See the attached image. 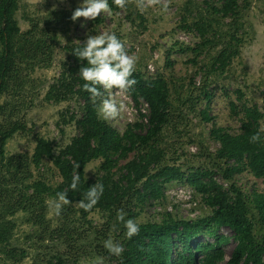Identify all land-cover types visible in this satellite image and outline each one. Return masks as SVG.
Listing matches in <instances>:
<instances>
[{
  "label": "rangeland",
  "instance_id": "obj_1",
  "mask_svg": "<svg viewBox=\"0 0 264 264\" xmlns=\"http://www.w3.org/2000/svg\"><path fill=\"white\" fill-rule=\"evenodd\" d=\"M238 1V14L223 17L215 12L220 0H167V12L162 4L141 11L135 0H128L124 9L109 4L112 14L102 13L100 23L71 20L83 0L19 1L14 21L20 32L13 38L11 66L0 95V128L3 132L17 129L0 159V264H118V256L104 247L108 239L125 246L126 229L117 220L118 211L138 225L162 223L168 213L194 221L212 215L205 196L188 182L190 174L198 171L208 173L204 182L213 180L228 191L234 185L259 214L255 201L264 196V178L254 175L247 159L241 164L219 158L222 144L216 138V134L240 135L246 108L260 111L264 129V0ZM104 31L114 32L129 55L139 58L135 70L145 80L167 79L168 120L152 144L160 151L158 166L180 168L185 178L162 185L158 200H141L133 191L113 212L96 210L84 217L78 202H73L55 216L49 203L57 199L63 178L49 159L34 162L37 140L48 141L59 155L79 135L73 118H81L83 102L73 96L56 103L48 99V93L72 63L69 48L82 44L86 34ZM230 44L233 55L228 66L217 69V56ZM108 95L104 93L105 98ZM112 95L126 109L106 122L121 135L132 127L146 133L148 105L143 100L137 104L129 90L113 89ZM144 152L140 148L129 160ZM103 163L101 158L88 166V180L96 183L104 176ZM125 164L121 162L120 167ZM120 167L113 169L114 182L124 175ZM230 169L228 181L224 173ZM136 189L144 194L142 183ZM184 190L187 198L194 191L191 203L179 197ZM255 224L260 237L261 222L257 219ZM207 230L194 239V247L215 243ZM217 236L229 240L219 247L225 258L217 263L226 264L236 247L235 236L226 227L219 228ZM205 256L204 252L198 255L200 260Z\"/></svg>",
  "mask_w": 264,
  "mask_h": 264
},
{
  "label": "trees",
  "instance_id": "obj_2",
  "mask_svg": "<svg viewBox=\"0 0 264 264\" xmlns=\"http://www.w3.org/2000/svg\"><path fill=\"white\" fill-rule=\"evenodd\" d=\"M19 1L0 0V45L2 48L0 95L11 66L13 38L20 32L19 26L14 21ZM108 2L112 8L115 7L112 0ZM220 2V8H215V12L220 16L230 17L238 14L240 10L238 0H220ZM96 22H101L99 17ZM77 47H83V43L69 48L72 63L65 69L66 72L56 84L51 86L48 99L56 103L68 101L73 96L81 99L83 102L80 107L81 118H73L79 135L57 156L48 141L38 138L34 162L39 164L43 159H49L63 178V184L58 192H67V198L71 203H76L84 199V194L95 184L86 177L88 166L93 161L104 159L102 169L105 174L96 182L103 185V194L89 212L80 209L84 217L96 210L113 212L132 196L133 191L140 195L141 200L146 197L160 199L162 185L185 178L180 168L158 166L160 151L152 144L168 120L169 83L167 79L160 76L156 80H145L140 72L136 70L133 72L131 78L136 80V84L129 90L130 95L137 104L143 100L148 105L150 110L148 129L146 133H137L132 127L121 135L98 117L99 99L94 105L90 94L83 89L85 82L79 75V69L81 66H87V61H81L72 54L73 49ZM231 48L230 44L219 53L214 67L224 70L228 66L230 57L233 55ZM69 77L70 81H68ZM205 118L208 119V117ZM261 118L262 114L257 108H246L240 135L216 134V138L222 144L218 157L235 160L241 164L247 159V167L257 178H264ZM142 127L140 124L135 125V128L142 129ZM16 131L17 129L3 132L0 128V159L4 157L7 141ZM257 132H260L261 142L250 143L251 136ZM140 148H144L145 152L129 160L130 155ZM125 161L126 164L120 167L121 162ZM76 164H80L78 169L75 167ZM116 167H120L124 172L118 182H114L112 175ZM232 171L233 169H230L224 173L228 181L232 179ZM73 174L80 176L76 190L70 188ZM206 176H208L207 172L198 171L190 174L188 182L198 193L205 196L206 204L212 209V215L203 220L194 221L179 220L168 213L162 223L150 222L139 225L138 235L130 240L126 237L124 252L118 256V264H217L225 258L224 251L219 247L229 243L227 238L217 236L218 229L221 227L229 228L234 233L236 242V247L226 264H264V196L256 197L255 204L259 214L255 213L252 204L241 190L234 185L231 186V191L225 190L213 180L204 182L203 178ZM141 183L144 194L136 189ZM257 219L263 228L260 237L255 231ZM205 229L210 230L215 243L194 247L192 245L194 239ZM201 252L206 254L204 260L198 257Z\"/></svg>",
  "mask_w": 264,
  "mask_h": 264
},
{
  "label": "clouds",
  "instance_id": "obj_3",
  "mask_svg": "<svg viewBox=\"0 0 264 264\" xmlns=\"http://www.w3.org/2000/svg\"><path fill=\"white\" fill-rule=\"evenodd\" d=\"M112 2L117 8L124 9L128 0ZM135 3L141 11L157 4H162L163 12L168 11L167 0H135ZM102 13L112 14L108 0H83V3L72 12L71 20L76 21L78 18H84L85 21L96 20ZM81 27H84V24ZM72 54L81 61H87V66L80 67L79 75L85 82L83 89L90 94L93 104L95 105L99 99L98 117L105 121L117 119L125 111L126 106L113 98L112 90L126 93L136 84V80L131 77L139 58L135 54L129 55L125 44L114 32L108 31L96 35L86 34L83 47L73 49ZM104 93H109L107 98ZM260 131L264 132V129ZM249 142H261L260 132L251 136ZM75 167L78 169L80 164H76ZM79 181V174H73L70 188L76 190ZM103 191V185L95 183L84 194V199L78 202L79 208L89 212L98 203ZM56 195L57 199L49 203V208L55 216H59L63 206L70 204L71 201L67 198V192H58ZM117 220L123 222L129 240L139 234V225L133 219L125 220L123 210L117 212ZM104 247L112 255L121 256L124 252L123 245L114 243L111 239L104 242Z\"/></svg>",
  "mask_w": 264,
  "mask_h": 264
},
{
  "label": "built area",
  "instance_id": "obj_4",
  "mask_svg": "<svg viewBox=\"0 0 264 264\" xmlns=\"http://www.w3.org/2000/svg\"><path fill=\"white\" fill-rule=\"evenodd\" d=\"M150 68H152V66H150ZM182 193H184L183 194V196H179V197H181V198H185V199H189V203H191L192 202V198H193V191H190V198H187V191L186 190H184V191H182Z\"/></svg>",
  "mask_w": 264,
  "mask_h": 264
}]
</instances>
